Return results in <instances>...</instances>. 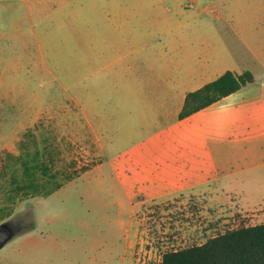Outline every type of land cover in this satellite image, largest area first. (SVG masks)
Returning a JSON list of instances; mask_svg holds the SVG:
<instances>
[{
	"label": "rangeland",
	"instance_id": "rangeland-1",
	"mask_svg": "<svg viewBox=\"0 0 264 264\" xmlns=\"http://www.w3.org/2000/svg\"><path fill=\"white\" fill-rule=\"evenodd\" d=\"M215 14L195 0H0V223L15 230L0 264H160L165 250L250 221L244 210L264 198L253 178L135 179L154 172L159 147L180 162L179 125L154 119L148 86L181 53L187 22L196 34L203 19L224 43ZM35 148L62 185L16 195L11 172ZM150 189L167 200H137Z\"/></svg>",
	"mask_w": 264,
	"mask_h": 264
},
{
	"label": "crops",
	"instance_id": "crops-1",
	"mask_svg": "<svg viewBox=\"0 0 264 264\" xmlns=\"http://www.w3.org/2000/svg\"><path fill=\"white\" fill-rule=\"evenodd\" d=\"M195 1L216 13L208 23L214 33L218 30L216 22L224 20L229 34L223 39L224 43L219 44L211 34L205 36L203 19H197L196 34L191 32L187 22L185 41L181 53L175 56L176 61L170 56L165 67L156 68L158 80L152 87L148 86L150 102L159 106L154 119L172 120L173 126L179 125L181 146L175 148L180 149V162L173 163L164 156L172 147H159L154 153L160 166L155 162V168L149 167L154 169L149 176L139 172L136 183L199 185L227 176L240 177L241 181L253 178L256 184L264 186V0ZM115 6L119 10V3ZM124 7L125 3H121V8ZM123 21L131 19L124 18L119 23L121 29ZM113 46V41H109L108 47ZM227 70L235 74L250 71L254 82L180 119L186 95ZM173 126L168 125V129ZM168 141L165 138L158 144ZM149 192L140 194L137 200H167L163 199L165 193L151 189ZM261 200V207L244 210L246 218L251 217L246 224L264 222V198ZM239 223L245 222L239 221L233 227Z\"/></svg>",
	"mask_w": 264,
	"mask_h": 264
},
{
	"label": "trees",
	"instance_id": "trees-1",
	"mask_svg": "<svg viewBox=\"0 0 264 264\" xmlns=\"http://www.w3.org/2000/svg\"><path fill=\"white\" fill-rule=\"evenodd\" d=\"M254 82L250 71L235 74L225 71L216 79L189 92L179 118H184L218 99ZM21 158L9 178L11 192L22 196H48L61 187L57 173L51 171L46 158L35 148ZM48 160V159H47ZM21 196V197H22ZM160 264H264V222L255 225L239 223L235 227L208 236L203 242L179 249L165 250Z\"/></svg>",
	"mask_w": 264,
	"mask_h": 264
},
{
	"label": "water",
	"instance_id": "water-1",
	"mask_svg": "<svg viewBox=\"0 0 264 264\" xmlns=\"http://www.w3.org/2000/svg\"><path fill=\"white\" fill-rule=\"evenodd\" d=\"M15 234V230L10 226V222L0 223V248H2Z\"/></svg>",
	"mask_w": 264,
	"mask_h": 264
},
{
	"label": "flooded vegetation",
	"instance_id": "flooded-vegetation-1",
	"mask_svg": "<svg viewBox=\"0 0 264 264\" xmlns=\"http://www.w3.org/2000/svg\"><path fill=\"white\" fill-rule=\"evenodd\" d=\"M10 226L12 227V229L14 230V228H13V226H12V224L10 223Z\"/></svg>",
	"mask_w": 264,
	"mask_h": 264
}]
</instances>
